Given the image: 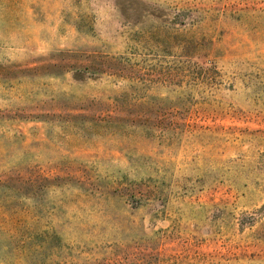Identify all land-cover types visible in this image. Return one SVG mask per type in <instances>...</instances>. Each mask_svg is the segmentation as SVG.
I'll return each mask as SVG.
<instances>
[{
  "label": "rangeland",
  "instance_id": "374dc122",
  "mask_svg": "<svg viewBox=\"0 0 264 264\" xmlns=\"http://www.w3.org/2000/svg\"><path fill=\"white\" fill-rule=\"evenodd\" d=\"M0 264H264V0H0Z\"/></svg>",
  "mask_w": 264,
  "mask_h": 264
}]
</instances>
